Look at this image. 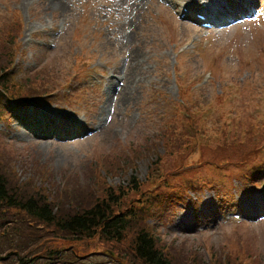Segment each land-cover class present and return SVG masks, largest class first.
<instances>
[{"label":"rangeland","instance_id":"obj_1","mask_svg":"<svg viewBox=\"0 0 264 264\" xmlns=\"http://www.w3.org/2000/svg\"><path fill=\"white\" fill-rule=\"evenodd\" d=\"M62 1L53 10L49 0H0V43L1 35H16L6 82L36 91L28 102L5 98L1 105V167L8 164L20 182H34L46 195L62 190L68 209L90 189L115 191L135 179L124 200L141 191L132 204L138 224L174 245L172 257L190 251V264H264V147L244 168L226 160L203 164L198 146L160 162L163 141L191 121L197 143L224 130L227 140L234 133L244 139L246 125L260 132L264 0H207L228 19L207 29L189 14L179 17L203 0ZM41 69L48 87L38 89L31 78L25 88L24 79ZM124 75L132 83L127 94L115 90L127 83ZM34 128L45 134L41 145ZM183 192L188 197L172 200ZM112 257L107 250L53 264H117Z\"/></svg>","mask_w":264,"mask_h":264},{"label":"trees","instance_id":"obj_2","mask_svg":"<svg viewBox=\"0 0 264 264\" xmlns=\"http://www.w3.org/2000/svg\"><path fill=\"white\" fill-rule=\"evenodd\" d=\"M15 39L14 32H10L9 36L1 35L0 111L1 105L5 104V98L9 102L24 103L30 101L32 95L36 94L35 90L31 91V87L20 91V88H10L6 82L5 75L8 73L6 54L11 60L10 53ZM42 70L35 72L32 77L25 78L26 85L23 86L28 87V81L32 78L33 81L40 83L38 89L48 87L44 79L39 76ZM187 92L188 89L183 92L184 96ZM260 126V132L253 133L254 124L251 127L246 125L244 139H242L244 133H241V137L234 133L232 139L227 140L224 130L221 135H212L213 139L210 142L197 143L194 138L199 135V131L195 129L194 135H191L189 129L194 128L191 121L189 129L184 126L176 135L173 132L163 141L165 153L161 155L160 162L162 164L168 159L177 158L181 150L188 154L198 146L203 164H219L222 160H226L244 168L251 162L257 161V157L262 154L264 124ZM1 146L0 141V149ZM183 166L181 160L177 172ZM7 168L8 164L5 168L0 165V234L9 232L7 238L0 240V264H46L47 262L53 264L55 261L65 262L64 256L89 260L92 254L98 252L105 254L107 250L114 253L115 257L112 258L117 264H190L192 260L190 251L183 253L180 251L177 259L172 257L175 252L174 245H168L162 238L157 237L154 231L138 224L141 217L134 213L136 209L132 204L133 199L140 201L137 199V194L141 191L136 192L127 202L124 200V190L129 187L136 188L137 180L132 179V184L128 187H121L115 191L110 188L101 194L90 189L83 196H76L80 204L74 201L72 208L68 209L63 206L69 196L61 195L62 190H57L53 194L54 197L46 195L41 188L35 186L34 182L29 184L27 181L20 182V176L12 168V171H8ZM49 177L46 176V179ZM179 197L175 195L174 200ZM157 201L158 199L156 205L160 207L161 201ZM153 209L154 207H151L149 211L152 212ZM9 220L12 224L8 228L6 226ZM14 226H16L15 231H10ZM40 227L46 228L47 234L41 232V229L37 230ZM33 247L35 251L31 253ZM68 254L73 256L68 257Z\"/></svg>","mask_w":264,"mask_h":264},{"label":"bare ground","instance_id":"obj_3","mask_svg":"<svg viewBox=\"0 0 264 264\" xmlns=\"http://www.w3.org/2000/svg\"><path fill=\"white\" fill-rule=\"evenodd\" d=\"M63 6H64V2L62 0H49V3H48V7L53 9V10L61 9ZM124 76L126 77V79H128L127 75H124ZM131 86H132V83L128 79L127 83L118 92H121L122 94H127L130 91V87ZM124 96H126V95H124ZM47 116H48V119L51 121V119H52L51 113H48ZM39 118L42 119L43 116H39ZM42 121H45V120H42ZM70 122L73 123V124H69L70 126L78 125V121H76V120H75V122L74 121H70ZM31 130L34 133V135L36 136L34 140L36 142H38L39 144L40 143L42 144V142L44 141L43 137L45 136L44 132L43 131H39L38 128H34V129H31ZM40 148H42V146Z\"/></svg>","mask_w":264,"mask_h":264}]
</instances>
